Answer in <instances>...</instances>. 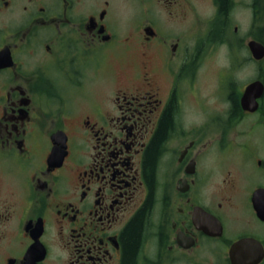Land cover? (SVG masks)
I'll list each match as a JSON object with an SVG mask.
<instances>
[{"label":"flooded vegetation","instance_id":"af4514ba","mask_svg":"<svg viewBox=\"0 0 264 264\" xmlns=\"http://www.w3.org/2000/svg\"><path fill=\"white\" fill-rule=\"evenodd\" d=\"M141 215L133 264H264V0H0V264Z\"/></svg>","mask_w":264,"mask_h":264},{"label":"trees","instance_id":"16d2710c","mask_svg":"<svg viewBox=\"0 0 264 264\" xmlns=\"http://www.w3.org/2000/svg\"><path fill=\"white\" fill-rule=\"evenodd\" d=\"M173 125V119L170 110L167 112L163 125L151 146L149 152V165L153 169L159 152V147L163 139L166 137L168 131ZM143 215H141L132 226V229L129 230L128 241H127V263L133 264L136 250L139 245L141 230H142Z\"/></svg>","mask_w":264,"mask_h":264}]
</instances>
